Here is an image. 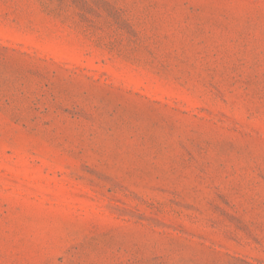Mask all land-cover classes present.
<instances>
[{
  "label": "rangeland",
  "instance_id": "1",
  "mask_svg": "<svg viewBox=\"0 0 264 264\" xmlns=\"http://www.w3.org/2000/svg\"><path fill=\"white\" fill-rule=\"evenodd\" d=\"M0 264H264V0H0Z\"/></svg>",
  "mask_w": 264,
  "mask_h": 264
}]
</instances>
